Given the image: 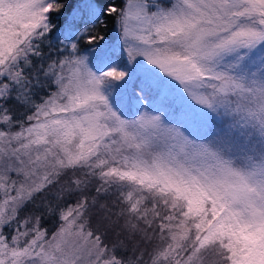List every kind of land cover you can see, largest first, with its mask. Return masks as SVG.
<instances>
[{
  "label": "snow or ice",
  "instance_id": "obj_1",
  "mask_svg": "<svg viewBox=\"0 0 264 264\" xmlns=\"http://www.w3.org/2000/svg\"><path fill=\"white\" fill-rule=\"evenodd\" d=\"M0 264H264V0H0Z\"/></svg>",
  "mask_w": 264,
  "mask_h": 264
}]
</instances>
